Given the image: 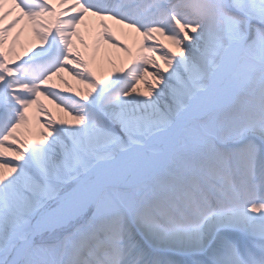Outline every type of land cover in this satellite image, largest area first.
<instances>
[{
  "label": "snow or ice",
  "instance_id": "snow-or-ice-1",
  "mask_svg": "<svg viewBox=\"0 0 264 264\" xmlns=\"http://www.w3.org/2000/svg\"><path fill=\"white\" fill-rule=\"evenodd\" d=\"M0 264H264V0H0Z\"/></svg>",
  "mask_w": 264,
  "mask_h": 264
},
{
  "label": "bare ground",
  "instance_id": "bare-ground-1",
  "mask_svg": "<svg viewBox=\"0 0 264 264\" xmlns=\"http://www.w3.org/2000/svg\"><path fill=\"white\" fill-rule=\"evenodd\" d=\"M42 100H43V98H42ZM43 102H44L45 104H48V101H46V100H45V101H43ZM49 106H51V105H49Z\"/></svg>",
  "mask_w": 264,
  "mask_h": 264
},
{
  "label": "rangeland",
  "instance_id": "rangeland-1",
  "mask_svg": "<svg viewBox=\"0 0 264 264\" xmlns=\"http://www.w3.org/2000/svg\"><path fill=\"white\" fill-rule=\"evenodd\" d=\"M49 107H51V106H49Z\"/></svg>",
  "mask_w": 264,
  "mask_h": 264
}]
</instances>
